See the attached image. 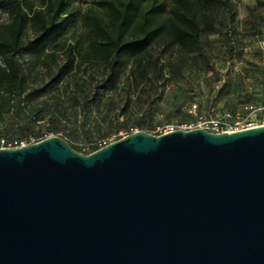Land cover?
Returning <instances> with one entry per match:
<instances>
[{
	"label": "water",
	"instance_id": "obj_1",
	"mask_svg": "<svg viewBox=\"0 0 264 264\" xmlns=\"http://www.w3.org/2000/svg\"><path fill=\"white\" fill-rule=\"evenodd\" d=\"M0 264H264V126L0 149Z\"/></svg>",
	"mask_w": 264,
	"mask_h": 264
},
{
	"label": "rangeland",
	"instance_id": "obj_2",
	"mask_svg": "<svg viewBox=\"0 0 264 264\" xmlns=\"http://www.w3.org/2000/svg\"><path fill=\"white\" fill-rule=\"evenodd\" d=\"M93 1L80 0L75 6L83 14L92 9L100 15ZM227 1L235 18L230 19L223 9L215 10L219 24L213 34L204 37L203 55L187 59L192 70L177 72L175 63L174 71L167 67L159 80L150 76L151 80L136 83L124 78L89 105L88 96L103 75L102 65L80 60L59 86L53 87L51 81L54 72L67 64L66 51L77 45L81 26L64 43L57 65L48 63V69L28 58L21 60L31 71L28 91L40 89L41 93L33 101L13 103L0 121V137L25 145L60 138L82 151L137 132L158 136L168 126L212 120L244 128L264 126V0ZM8 22L0 14V26ZM230 30L236 42L233 52L227 44ZM147 89L153 90L150 100L142 97ZM38 112L43 113L42 121L35 119Z\"/></svg>",
	"mask_w": 264,
	"mask_h": 264
},
{
	"label": "trees",
	"instance_id": "obj_3",
	"mask_svg": "<svg viewBox=\"0 0 264 264\" xmlns=\"http://www.w3.org/2000/svg\"><path fill=\"white\" fill-rule=\"evenodd\" d=\"M78 1L0 0V14L9 19L0 26V121L13 103L33 101L41 93L40 89L28 91L31 71L21 60L57 65L64 43L79 26L77 45L68 48L67 64L54 72L51 81L53 87L59 86L80 60L102 65L103 75L88 96L89 105L124 78L136 83L151 80L150 76L159 80L167 67L174 71L175 63L177 72L192 70L187 59L203 55L204 37L219 24L215 10L223 9L230 19L235 18L227 0H94L100 15L92 9L83 14L75 6ZM227 44L230 52L236 49L231 30ZM152 96L153 90L142 91V97L150 100ZM35 119L42 121L43 113L38 112ZM97 150L95 144L90 151Z\"/></svg>",
	"mask_w": 264,
	"mask_h": 264
},
{
	"label": "built area",
	"instance_id": "obj_4",
	"mask_svg": "<svg viewBox=\"0 0 264 264\" xmlns=\"http://www.w3.org/2000/svg\"><path fill=\"white\" fill-rule=\"evenodd\" d=\"M248 129H252V128L251 127L244 128V127H241L239 124L229 123L226 120H212L209 122H199L197 124H184L180 127L168 126L158 136L166 135V134H169L175 131L188 132V131H193V130H205L209 133L220 135V134H226V133L230 134V133L241 132V131L248 130ZM0 145H1V149H19V148L27 146L20 141L6 140V139H2ZM109 145L110 144L106 142L99 143L97 144L98 146L97 151ZM82 151L80 154H83V155H91L94 153V152H91L89 149H85Z\"/></svg>",
	"mask_w": 264,
	"mask_h": 264
}]
</instances>
